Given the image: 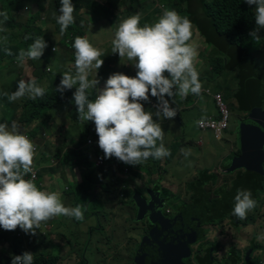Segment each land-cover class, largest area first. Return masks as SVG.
<instances>
[{
	"label": "rangeland",
	"instance_id": "374dc122",
	"mask_svg": "<svg viewBox=\"0 0 264 264\" xmlns=\"http://www.w3.org/2000/svg\"><path fill=\"white\" fill-rule=\"evenodd\" d=\"M12 1L17 2V0ZM42 3L45 6L39 5L38 7V3L35 2L30 7L25 8L19 20L24 22L26 16L38 13L39 18L35 19L34 25H37V28L40 27V37L46 41L47 47L40 59L26 60L23 64L17 62L18 54L14 55L12 50H9L6 57L0 62V91L10 93L16 90L18 80L34 78L38 85L45 88V95L38 98L46 100L59 85L62 73L75 72V49L72 45L76 36L87 37L96 48H101L105 54L101 57L104 63L97 71L96 78L100 81L97 87L103 88L105 81L113 73L119 72L129 77H135L137 70L133 64L126 58L121 60L118 54L111 52L112 40L119 22L132 14L140 13L141 26L145 23L151 24L158 20L165 9H174L184 16L178 9L179 7H175L177 0H106L104 4L108 3L111 9L115 11V15L111 19H104L102 14L96 13L92 9L79 10L73 13L75 22L61 35L60 25L57 23L59 10L55 11L53 0H42ZM253 7L255 9V5ZM6 13L10 17V14ZM6 23L7 21L4 23V28L7 31L3 32V36L4 33H10L7 39L11 37V40L3 39L0 41V45L12 47L24 42L25 36L28 35L27 33L23 34L25 30L21 28L10 30ZM31 27L36 30L34 26ZM75 28L81 29L82 34H77L75 31L71 32L70 29ZM259 35L263 37V33H259ZM261 40H263L262 43H260ZM261 40L255 42L251 38L249 44L256 48L250 55L253 57V55L258 54V59L254 61L253 70L260 78L257 86L256 81L253 83L252 89L262 98L261 106L264 107V39ZM32 42L27 43L28 46ZM190 43L198 48L199 54L195 66L200 79H207L212 82L220 74L213 71L209 61L215 54V50L211 45L204 42L194 24ZM203 75L205 76L203 77ZM235 77L237 78L236 84H238L237 74ZM91 78L90 75L89 79ZM205 89L203 88L202 95L206 94ZM75 91L76 87L74 86L66 95V98L71 100L68 99L66 106L60 105L53 114L48 115L45 110L40 112L44 113L42 118H46L45 125L48 128L38 127L40 121L33 124L38 134L46 138V143L42 149L43 143L37 139L34 141L40 146L41 157L39 160L42 166L40 175L43 176V178L41 176L40 188L50 192H52V188L60 189L58 192L60 198L68 207H75V205L71 206L69 197H63V193L74 188L75 184H79L81 189L87 188L92 193L90 206L85 210L89 216L84 221L72 218V220L70 219L71 225L68 226L65 216H57L42 222V225L46 224L49 229L39 228L35 235L28 234L31 236L32 250L37 253L48 252L51 256L58 258V264H134V257L137 247L140 245L142 234L149 227V220L138 218V212H136L139 209L138 198L136 200L137 195L140 199H146L148 202L152 200L154 195L164 203V211L168 208L171 210L170 215L173 216L179 205L191 202L192 191L188 186L191 182L196 181L201 171L207 170L217 176L214 184L207 186V190L213 195L215 187L223 184L229 185L231 180L241 171V168H238L225 172L222 166H217L218 162H221L220 155L227 150V145L216 149L222 141L216 143V138L213 137L210 138L211 143L208 145L206 141L199 140L204 136L210 137L211 133L208 130H202L208 131L202 132L197 129L196 122L203 115L198 116L195 106L188 107L184 112L178 109L181 103L190 105L193 100L197 99V97L190 98L191 93L186 98H181L178 102L175 101V104L172 103L173 98L165 97L170 99L171 107L177 108L176 115H179V122L172 119L170 122V119L153 115L154 120H160L159 123L165 134L168 133L165 139H169L170 142L174 140L177 143L174 156L170 159L167 157L159 160L149 158L140 165L133 166L127 165L115 157H112L113 161H109V158L95 156L93 154L95 149H100L98 137L94 136L95 124L92 121L78 120L77 109L74 106L73 93ZM215 91L210 90V92ZM149 95L151 94L149 93ZM27 99L29 98L25 96L10 103L6 97L0 96V122L5 121L1 120L3 116L12 117L14 113H16L17 119L13 121H19L22 115L28 111L26 110L28 109ZM153 99L155 110L152 113L154 114L157 111L158 101L155 97ZM224 99L230 114L229 126L224 131V135L227 134L228 129L232 128V133L235 134L234 137L237 140L239 126L246 121L245 116L248 118L249 113H245L239 122L238 119L244 114L239 110V102L232 97L230 98L231 101L226 97ZM141 103L144 105L145 111H151L145 107V101H141ZM184 105L182 107H185ZM37 116L33 117L34 122L37 120ZM29 124L32 127V124L28 123V126ZM25 125L27 124L21 126ZM246 125L248 124L244 126ZM75 131L79 132L75 133ZM74 134H78L80 138L78 143L73 146L64 144L65 139ZM89 138L93 139V142L88 144ZM197 140L200 141L199 144ZM58 141L61 143L58 144ZM85 147L90 151L82 150ZM237 147L238 145L234 144L235 150H233L232 155L237 153ZM37 149L39 150V148ZM86 152H90L91 157ZM97 158L102 159L105 164L103 166L98 165ZM224 160L222 163H227L228 160L226 158ZM93 162L95 166L90 172L89 164ZM48 163L53 164V168L56 170L54 179L49 178L50 174L47 173L50 169ZM255 200L257 201L256 208L248 213L246 219L240 220L237 226L232 225L226 218L218 224L204 225L202 227L205 231L203 239L189 244L190 255L189 258L182 259L183 264H198L195 257L202 253L203 243L213 247V260L221 261L223 258L229 257L230 251L233 249L237 264H264V239L257 238L264 235V191L259 193ZM76 226L79 228L75 229ZM19 231V227L14 231H8V236L14 241L19 238L23 241V237L18 235ZM124 231L127 232V237H125ZM14 255L20 254L12 253L5 256L4 258L9 260L5 264H11Z\"/></svg>",
	"mask_w": 264,
	"mask_h": 264
},
{
	"label": "clouds",
	"instance_id": "9594fccd",
	"mask_svg": "<svg viewBox=\"0 0 264 264\" xmlns=\"http://www.w3.org/2000/svg\"><path fill=\"white\" fill-rule=\"evenodd\" d=\"M244 2L255 5L256 27L249 36L259 42L264 39L259 35V30L264 29V0ZM74 11L72 0H60L57 23L61 35L75 22ZM0 17H3L0 32H6L2 25L7 21V13L0 12ZM192 29V21L174 9H165L157 21L143 26L140 13L121 20L114 33L111 52L118 54L121 60L126 58L131 62L137 70L136 76L119 72L110 74L103 88L97 87L100 81L96 76L105 54L87 37H75L72 45L75 72L62 73L56 91L63 94L76 87L73 96L78 120L94 122L104 158L115 157L135 166L149 158L159 160L170 155L164 144L165 132L153 115L166 119L176 116L177 108L170 106L166 96L173 98L175 104L176 96L186 98L190 93L196 96L202 93L203 85L195 66L198 48L190 43ZM30 38L25 36V40ZM3 39L7 40V37ZM46 47L43 37L36 38L27 50L19 51L16 60L23 64L26 60L40 59ZM89 90L94 93V99L89 98ZM149 93L158 101L154 114L145 111L141 103L149 100ZM44 95L45 88L34 78L18 80L16 90L10 93L0 91V96L6 97L10 103L25 96L35 100ZM35 145L16 121L11 125L7 121L0 123V227L4 230L14 231L19 227L26 234L35 235L41 223L53 217L84 219L82 205L65 206L59 193L42 190L34 179L25 178L32 172ZM256 206L251 190L237 189L232 215L240 220L246 219ZM257 238L264 239V235ZM33 260L34 254L26 251L14 255L11 264H33Z\"/></svg>",
	"mask_w": 264,
	"mask_h": 264
},
{
	"label": "trees",
	"instance_id": "16d2710c",
	"mask_svg": "<svg viewBox=\"0 0 264 264\" xmlns=\"http://www.w3.org/2000/svg\"><path fill=\"white\" fill-rule=\"evenodd\" d=\"M25 1L17 0L15 3L12 0H2L6 11L10 14V17H7V27L18 26L23 28L25 30L23 34L27 33L31 38L12 47L0 45V62L6 57L9 50H12L14 55L19 54L21 49H27V43L41 36L40 27L37 28V25H34L35 19L39 18L38 13L26 16V21L24 22L19 20L23 15V13H19V10L24 8ZM104 1L106 0H72L75 6L74 13L81 9L90 8L96 13L102 14L105 17L104 19H111L115 15V11L111 9L108 3L104 4ZM27 2H37L38 7L43 5L42 0H27ZM53 2L55 11L59 10L60 0H53ZM176 5L175 7H179L180 12L187 16L192 21V24L197 26L204 42L217 50L209 59L213 71L219 73L223 69L233 70L238 68V90L234 97L239 102V110L244 113H250L261 109L262 98L252 89L253 83L256 81L257 86L260 81V78L253 70V59L250 55L256 48L249 44L251 39L249 32L256 27L255 10L246 4L244 0H177ZM31 26H34L36 30H33ZM70 30L71 32L75 31L77 34H82L79 28ZM5 34L6 37L10 35V33H4L3 37H5ZM7 40L10 41L11 37ZM222 57L226 58V61L223 62ZM69 91L66 90L61 94L55 89L46 100L43 98H37V100L27 99L26 105L28 109L26 110L28 111L22 115L19 123L21 125L31 123L36 115H38L37 119L44 115V113H40L43 110L50 115L60 105L62 107L66 106L67 102L71 100L66 98ZM239 92L240 95H238ZM89 98L94 99L92 90H89ZM74 106H76L75 103ZM15 119H17L16 113L12 117L3 116L1 120H5L10 124ZM245 120H247V116H245ZM29 132L35 135L37 131L29 129ZM176 145L177 143L174 142L168 148L170 155L167 156V159L174 155ZM87 148L86 150H89ZM86 154L91 157L90 152H86ZM93 154L104 158V153L101 149L93 152ZM237 154H239L238 147L237 153L234 155ZM39 157L41 156L39 155ZM97 159L98 164V161L102 159ZM93 161L95 160L93 159ZM109 161H113V158H109ZM228 162L222 164L223 169H225ZM94 166V162L89 164L90 172L93 171ZM262 167L263 173L261 174L241 168V171L231 180L229 185L223 184L215 187L214 195L207 190V186L213 185L217 180V176L207 170L201 171L196 181L191 182L188 186L192 191L190 203L179 205L173 216L168 215V208H166L164 211L165 215L156 223L149 221V227L142 234L140 245L137 247L134 264H161L164 260L168 262L171 260L170 254L174 253L175 248L181 244H183L182 248L184 249V254L181 256V264H183L182 259L189 258L190 255L189 244L203 239L205 231L202 227L204 225L218 224L226 218L232 225L237 226L240 219L232 215L236 191L241 188L249 189L252 192L253 199H256L257 195L264 191V161ZM35 183L40 188V175ZM68 192L76 194L73 205L83 206V220H85L89 216V213H85V210L90 206L92 193L87 188L83 187L81 189L78 184H75L74 188L69 189ZM21 242L19 238L13 241V244H20ZM212 249L213 247L203 243L201 247L202 253L195 257L196 262L198 264H237L233 249L230 251L229 257L223 258L221 261L212 259ZM245 263L247 262L245 261ZM33 264H58V258L44 251L34 256Z\"/></svg>",
	"mask_w": 264,
	"mask_h": 264
},
{
	"label": "crops",
	"instance_id": "0c3cea01",
	"mask_svg": "<svg viewBox=\"0 0 264 264\" xmlns=\"http://www.w3.org/2000/svg\"><path fill=\"white\" fill-rule=\"evenodd\" d=\"M0 3H1V6H0V12H7L6 11V9H5V6L3 5V2H1V0H0ZM33 3H35V2H31V3H28L27 2V0L25 1V6H24V8L22 9V10H19V13H24V9L25 8H28V7H30ZM251 7H253V5L251 6ZM254 8V7H253ZM88 10L90 9V8H87ZM81 10H83V9H81ZM80 10V11H81ZM8 17V16H7ZM3 20V17H0V21H2ZM5 23V22H4ZM4 25L5 24H3L2 26L4 27ZM14 28H20V27H18V26H15V27H13V28H9L10 30H13ZM21 29H23V28H21ZM259 33H263V37L262 38H264V29H262ZM202 37V36H201ZM3 40V32H0V41H2ZM212 47V46H211ZM28 48V47H27ZM214 50H215V53L217 52V50L214 48V47H212ZM98 49H100L101 50V48H98ZM27 50V49H26ZM221 57V56H220ZM223 58V60L224 59H226V58H224V57H222ZM253 68H254V61L256 60V59H258V54H255V55H253ZM63 70H64V68H63ZM220 73V74H219ZM218 74V76L214 79V80H212V82H210V81H208L207 79H200V77H199V79H200V81H201V83H202V85H203V88L205 89H209V90H211V91H215V90H219L222 94H224L223 96L224 97H226V99H228L229 101H231L230 100V98L232 97V98H235L234 97V95H235V93L237 92V90H238V84H236L237 83V78L235 77V75L238 73V68H235V69H233V70H226V69H223V70H221L220 72H219ZM205 75H203V77H204ZM236 84V85H235ZM234 87V88H233ZM1 89V88H0ZM197 97V99L196 100H193L192 101V103L190 104V105H184V103H181V105L180 106H178V109H181L183 112L184 111H186L187 110V108L188 107H191V106H195L196 108H197V112H198V116H200V115H203V117L206 115V114H215L216 113V107H215V105H214V102H213V100H212V97H211V95L210 94H208V93H206V94H201L200 96H196V95H191V97L190 98H196ZM190 98H189V100H190ZM166 99H168V98H166ZM174 99H175V101L176 102H178L180 99H181V97H179V96H176V97H174ZM169 101H170V99H168ZM153 104H154V99H153V97L151 96V95H149V100H148V102H146V104H145V107L146 108H148L149 110H151V112H154V110H155V108H154V106H153ZM182 105H184L185 107H182ZM0 110H1V107H0ZM55 110V109H54ZM54 110L52 111V114L54 113ZM244 115H245V113L244 114H242V117H240L239 119H238V121L240 122L241 121V119H243V117H244ZM178 117H179V115L177 116H175L174 118H172V120H174V121H177V122H179V119H178ZM45 120H46V118H42V117H40V118H38L35 122L33 121V122H31V124H32V127H31V125L29 124V126H28V124L27 125H25V126H21V124L19 123L20 121H18L17 123H18V125L20 126V130L24 133V134H26L32 141H33V143H36L37 145H38V148H39V150H38V155H36L35 156V160H36V163H37V166L39 167V171H40V168L42 167L41 165H40V157H39V155H40V146H39V144L37 143V142H34V141H36V139L38 140V141H40V142H42L43 144H42V146H41V149H42V147L44 146V144L46 143V138H43V137H41L39 134H38V132H36V134L35 135H32V134H30V132H29V128H31V130H35V125H33V124H35V123H37L38 121H40V125H38V127H45V128H48L46 125H45ZM171 119H170V122L172 121ZM157 122H160V120L159 121H157ZM0 123H2V122H0ZM9 125H11V123L9 124ZM63 125V124H62ZM182 125V124H181ZM60 127H62V126H60ZM230 128H231V126H230ZM198 129V128H197ZM66 131H68L67 129H65ZM95 130V129H94ZM200 131H202V130H200ZM78 133L79 131H75V133ZM202 132H208V131H202ZM210 132V131H209ZM46 133H48V132H46ZM211 133V132H210ZM227 134H225L224 136H223V138H221V139H219V140H216L215 138V142L216 143H218V142H220V141H222V143H219V145L216 147V149L218 148V147H221V148H223L224 147V145H227V150H226V152L224 153V154H221L220 155V161L221 162H218V164H217V166L218 167H220V166H222V164H224V162L222 163V161L226 158L228 161L234 156V154L232 155V152H233V150H235V148H234V144L236 145L237 143H236V137H234V135L235 134H233L232 133V128L231 129H228V131L226 132ZM168 135V133H166L165 134V137H164V144H165V147L168 149L169 147H170V145L172 144V143H174V142H176V141H174V140H172L171 142L169 141V139H165L166 138V136ZM94 136L95 137H98L97 136V134H96V132L94 133ZM72 137V138H71ZM71 137H69V138H66L65 139V141H64V144H67L68 146H73V145H75L76 143H78V140L80 139L79 137H78V134H74L73 136H71ZM214 136H213V134L211 133V136L210 137H207V136H204L202 139L200 138L199 140H202V141H206L207 143H208V145L211 143L210 142V138H213ZM199 140H197V143L199 144L200 143V141ZM92 142H93V139H92ZM61 143V141H58V144H60ZM229 145V146H228ZM67 146V147H68ZM62 147H63V145H62ZM86 147H87V145H86ZM86 147L84 148V149H82V150H86ZM200 148H203V147H201V146H199ZM230 147V148H229ZM90 151V150H89ZM96 151H98V149H95V152ZM219 152H221V151H219ZM98 155V154H97ZM231 155V156H230ZM41 156V155H40ZM174 156V155H173ZM172 156V157H173ZM225 161V160H224ZM104 162V161H103ZM47 163V162H46ZM105 163H103L102 165H104ZM116 164H117V168H118V163L116 162ZM48 166H50L49 168L50 169H48V172L47 173H49L50 174V176H49V178H53L54 179V174H55V172H56V170H55V168H53V164H51V163H48L47 164ZM125 170L127 171V168H125ZM41 173V172H40ZM40 176H42V174L40 175ZM42 178H43V176H42ZM79 185V184H78ZM61 188V187H60ZM53 189V190H52ZM51 190H52V192H59V190L58 189H54V188H52ZM69 190V189H68ZM68 190H66V192L64 191V193H63V197L64 196H68L69 197V199H70V205L71 206H73V204H72V200H74L75 199V196H76V194H74V193H70V192H68ZM63 192V191H62ZM61 200H62V198H61ZM66 217V219H67V225L68 226H70L71 225V222H70V219L72 220V218L71 217H67V216H65ZM81 221H84V220H81ZM76 222H78V221H76ZM79 224V223H78ZM79 227H75V229H78ZM40 229H49V226H46V224L45 225H42L41 227H40ZM124 233L126 234L125 235V237H127V232L126 231H124ZM20 237H23V241L20 243V244H16V245H14L13 244V239L11 238V237H9L8 236V231L7 230H4L2 227H1V230H0V264H5V263H7L9 260H7L6 258H4L5 256H9V255H11L12 253H18V254H22V253H24V252H31V253H33V254H35V253H37L36 251H34V250H32V244H31V241H30V237L31 236H29L28 234H26L23 230H21L20 229V231H19V234H18ZM38 246V245H37ZM34 248H36V246L34 245ZM43 249V248H42ZM15 251H17V252H15ZM38 253H41V252H38Z\"/></svg>",
	"mask_w": 264,
	"mask_h": 264
},
{
	"label": "water",
	"instance_id": "95a60500",
	"mask_svg": "<svg viewBox=\"0 0 264 264\" xmlns=\"http://www.w3.org/2000/svg\"><path fill=\"white\" fill-rule=\"evenodd\" d=\"M245 124H248L244 126ZM236 143L239 148V154L233 156L224 171L229 172L238 168L263 173L264 161V107L259 110H254L249 113L245 122L239 126ZM151 201L136 197L139 213L138 218L142 219L145 216L152 223H156L164 216V203L157 199L154 195ZM183 244L177 246L174 253L170 254L168 262L164 260L162 264H181V256L184 254Z\"/></svg>",
	"mask_w": 264,
	"mask_h": 264
},
{
	"label": "built area",
	"instance_id": "2783aa9c",
	"mask_svg": "<svg viewBox=\"0 0 264 264\" xmlns=\"http://www.w3.org/2000/svg\"><path fill=\"white\" fill-rule=\"evenodd\" d=\"M205 92L210 94L212 97V100L214 102V105L216 107V113L215 114H206L202 118H198L197 121H203V123L198 124L196 122V126L200 130H208L210 131L214 138L220 139L224 135V131L227 130L229 126V110L227 108V105L225 103L224 96L220 91L210 92L209 89H205ZM89 143H92V140H88ZM36 149V155H38V149L35 145ZM35 158V157H34ZM104 162L102 160L98 161L99 165H102ZM40 175L39 167L37 166L36 160H33L32 164V172L26 176L25 178L34 179V182L38 179V176ZM169 209H167V212L169 213ZM42 226V223L40 227Z\"/></svg>",
	"mask_w": 264,
	"mask_h": 264
},
{
	"label": "flooded vegetation",
	"instance_id": "af4514ba",
	"mask_svg": "<svg viewBox=\"0 0 264 264\" xmlns=\"http://www.w3.org/2000/svg\"><path fill=\"white\" fill-rule=\"evenodd\" d=\"M150 201V200H149ZM136 212H138L139 213V209L138 210H136ZM163 212H164V207H163ZM170 213H171V210L169 211V213H168V215H170ZM165 215V214H164ZM136 217V216H135ZM144 218H146V220H149V218L147 217V216H145ZM144 218H142L143 220H144ZM150 221V220H149Z\"/></svg>",
	"mask_w": 264,
	"mask_h": 264
}]
</instances>
